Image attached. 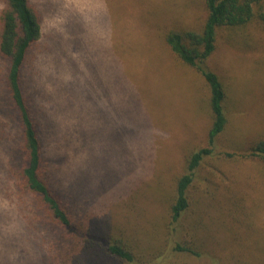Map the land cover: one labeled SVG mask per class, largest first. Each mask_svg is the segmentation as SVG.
Instances as JSON below:
<instances>
[{
    "label": "rangeland",
    "instance_id": "obj_1",
    "mask_svg": "<svg viewBox=\"0 0 264 264\" xmlns=\"http://www.w3.org/2000/svg\"><path fill=\"white\" fill-rule=\"evenodd\" d=\"M29 3L41 38L24 68L25 92L53 186L76 200L94 241L74 242L59 260L62 232L18 190V130L0 55V264H122L104 252L112 242L142 264H264V165L239 158L264 136L262 25L218 31L206 65L225 90L228 125L175 225L176 179L206 146L212 119L208 87L164 36L200 31L203 1ZM174 240L187 252H172Z\"/></svg>",
    "mask_w": 264,
    "mask_h": 264
},
{
    "label": "trees",
    "instance_id": "obj_2",
    "mask_svg": "<svg viewBox=\"0 0 264 264\" xmlns=\"http://www.w3.org/2000/svg\"><path fill=\"white\" fill-rule=\"evenodd\" d=\"M202 1L206 19L200 31H170L164 36L165 44L173 55L182 64L194 69L208 87V105L212 119L206 146L187 156L184 172L176 179L174 197L169 209L170 221L175 225L190 207V188L196 181L201 165L206 159L214 156L216 141L228 125L225 90L218 76L206 65L208 58L216 49L218 31L221 28L234 30L253 21L260 23L264 30V0ZM40 38V19L29 0H2L0 55L7 62L6 93L18 130L16 155L20 170L16 185L22 194L30 197L40 216L56 225L62 232L57 238V244L59 260L61 257L64 260L68 257V246L75 242L80 248L88 247L89 243L94 241V236L84 225L76 200L65 197L53 186V168L46 157L38 121L25 92L24 68L29 52ZM233 156L227 154L229 158ZM239 158H257L264 165V136L255 141L247 153ZM103 246L106 255L119 260L122 264H142L129 249L120 244L112 242ZM171 251L187 252L175 240Z\"/></svg>",
    "mask_w": 264,
    "mask_h": 264
}]
</instances>
